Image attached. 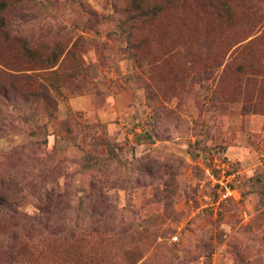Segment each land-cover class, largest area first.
Instances as JSON below:
<instances>
[{"label": "rangeland", "instance_id": "rangeland-1", "mask_svg": "<svg viewBox=\"0 0 264 264\" xmlns=\"http://www.w3.org/2000/svg\"><path fill=\"white\" fill-rule=\"evenodd\" d=\"M0 9V264H264V0Z\"/></svg>", "mask_w": 264, "mask_h": 264}, {"label": "trees", "instance_id": "trees-1", "mask_svg": "<svg viewBox=\"0 0 264 264\" xmlns=\"http://www.w3.org/2000/svg\"><path fill=\"white\" fill-rule=\"evenodd\" d=\"M3 7V6H2ZM0 11H2L1 9H0ZM144 17L145 16V14H142V15H140V17ZM2 25V18L0 17V26ZM243 50V49H242ZM0 205H5V207H8V204H7V202H5V201H1L0 202ZM43 210V209H42ZM8 211H10L11 213H14L15 215H17L18 214V212L14 209V208H12V206L10 205L9 207H8ZM23 229L25 230V225H23ZM32 229V228H31ZM29 236V235H28ZM27 247H28V245H27V243H24L23 244V246L21 247V251L20 252H25L26 250H27Z\"/></svg>", "mask_w": 264, "mask_h": 264}]
</instances>
